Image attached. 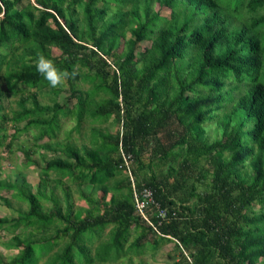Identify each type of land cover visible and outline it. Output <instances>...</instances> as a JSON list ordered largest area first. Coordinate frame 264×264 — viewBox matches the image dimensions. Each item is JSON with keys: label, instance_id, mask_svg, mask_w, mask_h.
Segmentation results:
<instances>
[{"label": "trees", "instance_id": "obj_1", "mask_svg": "<svg viewBox=\"0 0 264 264\" xmlns=\"http://www.w3.org/2000/svg\"><path fill=\"white\" fill-rule=\"evenodd\" d=\"M41 53L76 74L51 86L36 65ZM44 91L51 105L40 102ZM11 95L20 108L3 113ZM228 105L210 142L205 125ZM64 117L77 130L89 117L113 119L118 130L95 129L92 147L52 142ZM12 128L14 139L35 131V145L57 157L44 160L37 193L0 181L29 205L0 218V229L33 230L15 234L9 247L19 253L0 264L46 255L45 264H108L166 244L172 264L264 260V0H0V146L10 151ZM21 152L36 163L34 150ZM52 174L99 196L81 192L88 208L76 210L63 185L64 210L47 194ZM145 191L154 200L146 217L136 206ZM107 228L109 239L97 242Z\"/></svg>", "mask_w": 264, "mask_h": 264}, {"label": "rangeland", "instance_id": "obj_2", "mask_svg": "<svg viewBox=\"0 0 264 264\" xmlns=\"http://www.w3.org/2000/svg\"><path fill=\"white\" fill-rule=\"evenodd\" d=\"M99 6H102L100 4ZM129 7V6H128ZM156 10L160 8L155 6ZM116 11L115 5L112 7V14ZM167 15V11L163 12ZM129 37L132 38L131 34ZM150 42H145L142 46L147 47L150 46ZM141 46V47H142ZM54 54L59 55L60 51L54 49ZM85 90L89 87L88 84H80ZM63 96V95H62ZM18 95H11L8 99H6L4 106L5 109L3 113L10 112L11 110L18 109L19 104L17 101L19 100ZM54 97H52L48 92L44 91L40 93L39 100L43 105H51ZM231 105H228L227 108L220 110L217 113V117L210 123L205 125L207 136L206 138L211 142L221 136V129L219 120L223 117L224 112L230 111ZM77 120L75 118H61V129L57 132V136L53 138L52 142H56L58 144H67L70 143L74 146H88L90 147L92 135L94 130L97 129L101 132H109L116 133L118 130L117 124L113 119L109 121H93L90 117L83 121L80 130H77ZM25 126V123L21 125ZM35 131L31 132H22L19 134L18 138L14 139L15 129L9 130V138L7 142L14 140L15 145L13 150L10 151L6 145L0 146V181L9 180L12 183L18 185L20 188H28L33 192H38V187L41 183V169L44 166V160H50L52 158L57 157V154L52 149H45L41 147H37L35 145V140L33 138V134ZM44 142H49L48 138H45ZM92 147V146H91ZM22 149L34 150L33 159L36 160L35 164L27 166L24 163V157L22 156ZM131 164V159L129 160ZM247 170H250L249 167H246ZM123 174H117L114 178L109 182L110 185H115L118 181L123 179ZM53 181H51L50 185L47 188V194L49 196L53 195L57 198L63 209H67V203L65 200V195L63 193V185H68V189L71 193V200L76 210L86 209L88 208L87 203L81 198V192H86L94 197H98V193L95 191L92 185H84L82 187H78L77 184L73 183L71 179L68 177L62 178L63 185L57 183L54 179L58 177L55 174H52ZM27 185V186H26ZM54 190V191H52ZM18 191L15 190H0V218L11 221L12 219L18 217L20 213L26 212L29 210V205L23 201H21L18 197ZM112 193H110L107 197V200L110 201ZM43 208L45 211H50L53 208V201L51 200H43ZM256 213H260L263 210L257 206L254 208ZM85 215V212L83 216ZM110 228H107L101 236H98L97 242L107 241L110 237ZM33 230L30 227L21 226L16 233L20 234L22 237L29 236ZM130 242H132L135 238L136 232L134 229L131 231ZM15 232L6 229H0V256L9 261L13 259L18 253L19 250L15 247H9V244L12 242L14 238ZM51 234L54 233V230H51ZM35 238H40V235L36 234ZM96 242V243H97ZM130 242L126 244V249L129 247ZM59 246H56L54 250L50 252V254L59 250ZM173 252V245L166 244L158 247V249L153 250L150 248H145L143 252L139 254H131L127 253L122 255L120 259L117 261H111L108 264H172L174 260L171 255ZM178 259V257H177ZM47 261V255L42 258L39 264H45ZM94 264H102V263H94ZM105 264V263H103ZM258 264H264V260L259 261Z\"/></svg>", "mask_w": 264, "mask_h": 264}, {"label": "clouds", "instance_id": "obj_3", "mask_svg": "<svg viewBox=\"0 0 264 264\" xmlns=\"http://www.w3.org/2000/svg\"><path fill=\"white\" fill-rule=\"evenodd\" d=\"M37 68L40 73L50 82L51 86L57 87L69 75H75V72L69 73L66 69L60 68L53 59L41 53L36 61Z\"/></svg>", "mask_w": 264, "mask_h": 264}, {"label": "built area", "instance_id": "obj_4", "mask_svg": "<svg viewBox=\"0 0 264 264\" xmlns=\"http://www.w3.org/2000/svg\"><path fill=\"white\" fill-rule=\"evenodd\" d=\"M141 195H143L145 199H141L140 195L136 194V206L138 208V211L146 217L145 209L148 205L147 201L154 203L153 193L151 191H145Z\"/></svg>", "mask_w": 264, "mask_h": 264}]
</instances>
